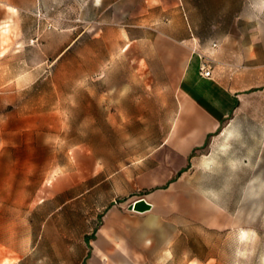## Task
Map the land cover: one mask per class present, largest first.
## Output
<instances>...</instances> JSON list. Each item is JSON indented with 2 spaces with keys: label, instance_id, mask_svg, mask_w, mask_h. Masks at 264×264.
<instances>
[{
  "label": "rangeland",
  "instance_id": "obj_1",
  "mask_svg": "<svg viewBox=\"0 0 264 264\" xmlns=\"http://www.w3.org/2000/svg\"><path fill=\"white\" fill-rule=\"evenodd\" d=\"M154 1L0 0V264H264V87L165 183L177 103L133 40L183 20L263 60L264 0Z\"/></svg>",
  "mask_w": 264,
  "mask_h": 264
},
{
  "label": "crops",
  "instance_id": "obj_2",
  "mask_svg": "<svg viewBox=\"0 0 264 264\" xmlns=\"http://www.w3.org/2000/svg\"><path fill=\"white\" fill-rule=\"evenodd\" d=\"M141 28L144 35L133 40L147 42L144 59L177 103L174 121L162 143L168 148L156 149L166 153L161 159L167 169L174 171V178L165 183H172L185 178V164L189 166L193 152L205 147L226 126L237 127L239 104L251 91L264 87V59H260L255 42L226 38L214 49V42L196 37L183 20L174 26L159 19L157 23L146 22ZM202 55L213 61L211 78L202 75ZM169 160L179 165H171ZM206 213L215 215L213 211Z\"/></svg>",
  "mask_w": 264,
  "mask_h": 264
},
{
  "label": "water",
  "instance_id": "obj_3",
  "mask_svg": "<svg viewBox=\"0 0 264 264\" xmlns=\"http://www.w3.org/2000/svg\"><path fill=\"white\" fill-rule=\"evenodd\" d=\"M151 209H152L151 204L146 202L144 198L135 200L133 203H131L128 206L129 211L140 213V214L149 212Z\"/></svg>",
  "mask_w": 264,
  "mask_h": 264
},
{
  "label": "built area",
  "instance_id": "obj_4",
  "mask_svg": "<svg viewBox=\"0 0 264 264\" xmlns=\"http://www.w3.org/2000/svg\"><path fill=\"white\" fill-rule=\"evenodd\" d=\"M213 48L216 49L218 48V44H213ZM201 59L203 60L202 66H201V72L202 75L206 78H211V74H212V68H211V64H212V60L204 55L201 56Z\"/></svg>",
  "mask_w": 264,
  "mask_h": 264
}]
</instances>
